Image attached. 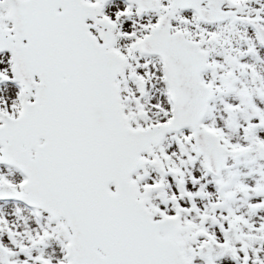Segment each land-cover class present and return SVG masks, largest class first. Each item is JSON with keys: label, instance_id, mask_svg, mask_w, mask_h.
I'll use <instances>...</instances> for the list:
<instances>
[{"label": "snow or ice", "instance_id": "obj_1", "mask_svg": "<svg viewBox=\"0 0 264 264\" xmlns=\"http://www.w3.org/2000/svg\"><path fill=\"white\" fill-rule=\"evenodd\" d=\"M0 264H264V0H0Z\"/></svg>", "mask_w": 264, "mask_h": 264}]
</instances>
